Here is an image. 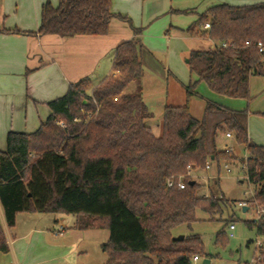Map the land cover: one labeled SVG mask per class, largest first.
Masks as SVG:
<instances>
[{
    "label": "trees",
    "instance_id": "16d2710c",
    "mask_svg": "<svg viewBox=\"0 0 264 264\" xmlns=\"http://www.w3.org/2000/svg\"><path fill=\"white\" fill-rule=\"evenodd\" d=\"M112 5V0L43 5L41 35H106L112 20L119 18L137 37L116 48V74L98 86L88 77L71 84L65 95L48 103L52 114L37 131L8 133L7 149L0 150L5 220L14 228L20 213L73 214L76 228H109L103 247L109 254L106 264H151L148 256L158 264H192L193 256L204 251L202 240L190 236L174 241L172 231L196 221L197 209L209 213L217 207L214 187L209 186L210 200L200 197L201 186L188 170L234 159L218 149L220 135L230 132L246 147L247 177L256 187L255 199L264 205V146L249 138V112L206 99L198 119L189 105L200 97V82L220 95L249 97L251 77L264 76V52L258 48L259 42L264 46V2L213 6L185 30L233 46L191 51L188 66L197 79L186 86L183 106L165 107L160 136L148 125L153 113L143 100V29L114 13ZM179 176L185 177V188L169 187L168 181ZM249 225L264 235V218ZM0 251H9L1 221Z\"/></svg>",
    "mask_w": 264,
    "mask_h": 264
},
{
    "label": "crops",
    "instance_id": "0c3cea01",
    "mask_svg": "<svg viewBox=\"0 0 264 264\" xmlns=\"http://www.w3.org/2000/svg\"><path fill=\"white\" fill-rule=\"evenodd\" d=\"M48 1L54 7L59 6L60 0H0L1 151L7 149L9 132L33 133L37 131L52 114L48 103L65 95L71 84L95 73L101 61L111 51L113 52L112 70L107 77L116 74L113 69L116 48L121 43L137 37L129 23L119 18L112 20L109 33L106 35L72 37L41 35L37 31L41 25L43 5ZM112 1L114 13L126 15L131 19L134 27L143 29L139 36L143 44L141 53L144 69L143 81L149 72L177 78L172 73V63L173 61L180 62L183 57H189L191 51H194L191 42L208 40L212 42L211 48L214 47L215 42L209 38L192 36L185 31L211 7L219 4L244 6L264 2V0ZM13 30L35 32V34L15 33L12 32ZM163 55L170 59L168 61L171 64L168 66L163 63L165 60L162 58ZM28 70L30 72L27 73ZM188 84L184 85L185 91ZM199 87L200 84L198 91ZM184 104L171 106H183ZM248 119L250 120L249 117ZM248 135L253 142L264 146L263 140H256L260 138L254 140L249 131ZM223 137L226 138L225 135ZM233 147L232 153L235 157L236 147ZM37 214L39 213H20L17 215L16 226L9 228L0 202V221L9 245L8 252L0 251V264H59L66 259L54 255L56 245L51 246L44 239L45 230L34 226L41 218L36 217ZM46 215L51 216V213ZM21 216H26L23 218L24 228H21ZM53 216L55 221V224L51 226L53 230L58 224L55 231L58 232L64 228L63 232H65L67 226L63 224L64 218H57L56 213ZM28 234H34L31 241H27ZM50 236H54L52 230ZM40 244L42 247L47 246L52 249L53 254L50 253L38 262L32 254ZM57 247L60 248V246ZM73 256L75 257V254Z\"/></svg>",
    "mask_w": 264,
    "mask_h": 264
},
{
    "label": "rangeland",
    "instance_id": "374dc122",
    "mask_svg": "<svg viewBox=\"0 0 264 264\" xmlns=\"http://www.w3.org/2000/svg\"><path fill=\"white\" fill-rule=\"evenodd\" d=\"M186 24V23H185ZM194 50H209L212 42L208 40H197L191 42ZM190 55V54H189ZM113 52L104 57L100 67L95 73L87 77L92 80L94 86H98L112 70ZM163 63L168 66L170 59L163 55ZM189 57H183L180 62L173 61L172 73L177 77H167L163 74L148 73L143 81V100L153 113V119L148 121L153 133L160 136L163 130L164 110L167 105H182L186 101L185 84L195 81L197 76L191 74L188 63ZM86 78V77H84ZM200 97L190 100V109L193 116L201 119L204 113L205 100H213L234 110H247L249 112L248 131L253 139L264 141V76H253L250 79V93L248 98H232L213 92L205 82H200ZM232 139H235L234 137ZM225 144L235 146L234 155L236 159L231 161H221L211 163V168H201L192 171V178L201 187L198 191L200 197L211 199L209 186L214 187L215 203L217 207L211 212L202 209L196 210V221L190 224H182L172 231L173 237L180 235L186 238L199 236L204 244L203 253L199 254L200 260L192 264H204V260H209V264H264V246L259 247V243L264 244V235L258 234L255 226L249 223L255 221L259 215V210L264 205L255 199L256 187L251 184L247 177L245 159L248 153L244 145H239L236 140H230L220 135L218 138V149L223 150ZM233 155V153H232ZM234 157V156H233ZM234 157V158H235ZM240 202H246V210L239 207ZM28 215V214H26ZM21 216V228H24L25 220ZM36 217H41L36 225L41 230H45L44 239L51 246L56 245L54 255L65 259L59 264H106L109 254L103 250L104 245L109 242V228L90 226L87 228H76V215L58 214L57 218H64L66 225L65 232L58 233L53 230L55 221L46 213H39ZM51 217V218H49ZM262 216L260 219H263ZM235 225L234 236H230V225ZM54 236H50V231ZM221 233L222 238L218 237ZM27 241H31L33 235L28 234ZM50 246V247H51ZM57 246H60L57 247ZM52 249L47 246L38 245L35 253H31L36 261L50 253ZM75 254V257L73 256ZM30 255V254H29ZM32 257V256H30ZM32 257V258H33ZM68 257V258H67ZM151 264H158L156 257L148 256ZM149 261V262H150Z\"/></svg>",
    "mask_w": 264,
    "mask_h": 264
},
{
    "label": "built area",
    "instance_id": "2783aa9c",
    "mask_svg": "<svg viewBox=\"0 0 264 264\" xmlns=\"http://www.w3.org/2000/svg\"><path fill=\"white\" fill-rule=\"evenodd\" d=\"M205 28H206V29L210 28V24H206V25H205ZM245 44H246V45H249V42H246ZM230 46H233V43H232V42H221V43H218V44H214V47H213V48L224 49V48H227V47H230ZM258 48H259V50H260L261 52H264V46H263L262 43H260V42L258 43ZM62 125H63V124H62ZM63 126H64V125H63ZM225 136H226L227 139H231V138L234 137L233 134L230 133V132L226 133ZM233 150H234V147H233L232 145H230V144H225V145L223 146V151H225L226 153H230V154H232ZM245 160H246V159H245ZM244 165H245V164H244ZM205 168H206V169H210V168H211V163H210V162H207ZM192 171H193L192 169H189V170H188V175H189L190 177H192ZM184 178H185L184 176H179V177H177V180H175L176 178H172V179H170V180L168 181V186H169V187L177 186V187L180 188V189H184V188H185ZM239 207H242V208L245 209V208H246V202H240V203H239ZM262 216H264V208H262V209L259 210V215H258V217L255 219V221H259L260 218H261ZM63 230H64V228H61L60 231H58V233H62ZM234 230H235V225H234V224H231V225H230V236H231V237L234 236V233H233ZM263 246H264V244L259 243V247H260V248L263 247ZM199 260H200L199 255H194V256H193V259H192V262H198Z\"/></svg>",
    "mask_w": 264,
    "mask_h": 264
},
{
    "label": "water",
    "instance_id": "95a60500",
    "mask_svg": "<svg viewBox=\"0 0 264 264\" xmlns=\"http://www.w3.org/2000/svg\"><path fill=\"white\" fill-rule=\"evenodd\" d=\"M193 183V182H192ZM246 210V209H245ZM184 239V236L183 235H180V236H177V237H174L173 240L174 241H182ZM210 261L209 260H204V264H209Z\"/></svg>",
    "mask_w": 264,
    "mask_h": 264
}]
</instances>
